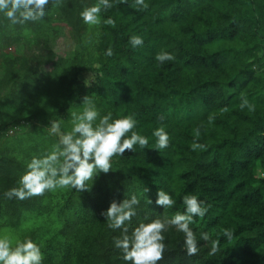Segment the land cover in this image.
I'll return each mask as SVG.
<instances>
[{
  "label": "trees",
  "instance_id": "1",
  "mask_svg": "<svg viewBox=\"0 0 264 264\" xmlns=\"http://www.w3.org/2000/svg\"><path fill=\"white\" fill-rule=\"evenodd\" d=\"M97 2L50 0L42 20L25 24L0 13V238L13 246L32 239L43 264H131L114 247L121 230L109 229L101 213L136 195L131 233L183 213V197L195 194L210 207L190 227L210 240L188 256L184 233L170 227L157 264H264V0H145L144 11L135 0H110L98 23L85 24L81 11ZM132 36L143 43L133 47ZM16 48L30 55L16 56ZM162 52L174 59L161 63ZM85 96L101 117L134 114L148 147L113 156L109 173L87 182L89 191L68 186L6 198L32 158L59 144L51 124L71 131ZM244 99L254 110L241 109ZM161 126L170 136L162 150L152 135ZM194 140L206 149L192 151ZM158 190L175 205L158 206ZM217 239L219 251L209 255Z\"/></svg>",
  "mask_w": 264,
  "mask_h": 264
},
{
  "label": "clouds",
  "instance_id": "2",
  "mask_svg": "<svg viewBox=\"0 0 264 264\" xmlns=\"http://www.w3.org/2000/svg\"><path fill=\"white\" fill-rule=\"evenodd\" d=\"M53 6H59L60 0H51ZM127 3V0H122ZM50 0H0V13H3L12 24H25L26 22L42 20L46 15V8ZM140 6L139 10H147L149 5L145 0H135ZM114 6L110 0H98L95 5L85 6L80 17L85 24L99 22V14ZM105 24L114 25V20L108 18ZM130 43L133 47L141 45L143 39L140 36H132ZM113 55L111 48L106 53ZM156 59L161 63L173 60L170 53H158ZM83 111L81 114H73V127L66 133L60 132V123L51 124V132L60 136L59 144L55 150L42 155L34 156L27 166V171L19 180V187H13L4 193L8 199L17 198L25 200L34 196H42L46 191L58 187L71 186L76 191H89L94 179L99 173H109L112 168L111 159L115 155L123 156L126 150L134 152L135 145L142 149L149 145V138L140 135L134 129L137 126L135 115L130 113L123 118L113 119L112 114L101 117L90 97L83 98ZM254 106L247 99L242 100L241 109ZM227 111V109H224ZM99 118V123H95ZM131 134L128 136V134ZM156 137V149L167 148L170 144V136L163 126L157 128L153 134ZM200 131L195 130V139H199ZM192 151L205 150L206 145L196 143L191 146ZM91 181L89 186L87 182ZM150 189L145 188V192ZM155 203L163 208H171L176 201L164 190L157 191ZM185 211H177L171 218L158 216L149 223L141 222L131 233L127 224L137 215V207L140 200L136 195L125 198L122 202L113 201L106 212L101 215L105 218L107 227L112 230H121L119 237L113 238L115 249L122 253V259L131 264H157L163 260L164 253L168 250L165 243L164 232L170 227H175L185 236V248L188 256L199 253V240H210L208 233L197 234L190 225L194 217H204L210 207L200 200L195 194H187L183 197ZM151 205L152 200L148 199ZM226 238L232 239L231 229H224ZM220 241L211 242L209 255H215L219 251ZM41 247L30 238L24 239L13 246L8 238H0V264H43Z\"/></svg>",
  "mask_w": 264,
  "mask_h": 264
},
{
  "label": "rangeland",
  "instance_id": "3",
  "mask_svg": "<svg viewBox=\"0 0 264 264\" xmlns=\"http://www.w3.org/2000/svg\"><path fill=\"white\" fill-rule=\"evenodd\" d=\"M55 46V45H54ZM11 52L13 53V54H15L16 56H19V55H21L22 53H26L27 52V54L28 55H30V50L29 49H25V48H22V49H13V50H11ZM89 77V76H88Z\"/></svg>",
  "mask_w": 264,
  "mask_h": 264
}]
</instances>
